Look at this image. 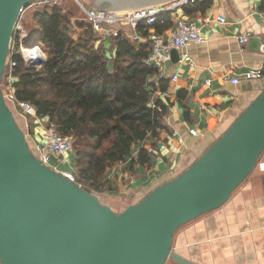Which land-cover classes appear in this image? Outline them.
<instances>
[{"label": "water", "instance_id": "95a60500", "mask_svg": "<svg viewBox=\"0 0 264 264\" xmlns=\"http://www.w3.org/2000/svg\"><path fill=\"white\" fill-rule=\"evenodd\" d=\"M34 1L0 0V86L14 25ZM88 1L128 12L174 0ZM252 43L264 50L263 38ZM263 153L264 89L187 169L115 212L41 164L0 88V264H195L172 250L174 234L220 208Z\"/></svg>", "mask_w": 264, "mask_h": 264}, {"label": "crops", "instance_id": "0c3cea01", "mask_svg": "<svg viewBox=\"0 0 264 264\" xmlns=\"http://www.w3.org/2000/svg\"><path fill=\"white\" fill-rule=\"evenodd\" d=\"M211 2L204 13L186 14L182 9L170 14L172 26L163 33L171 30L174 19L185 17L200 28L206 42L185 47L190 61H174L169 53L158 76L150 80L156 87L160 79L167 81L166 90L155 93L167 113L156 139L145 144L151 151L149 168L136 165L130 171L129 162L107 170L100 196L115 212L187 169L264 89L262 80L243 79L248 69H264L262 44H250L253 38L264 39V0ZM219 17L226 23H219ZM243 35L248 39L241 44L237 38ZM94 43L110 57L108 41ZM173 75H178L175 82ZM232 78L239 83L231 84ZM44 127L43 120L31 125L29 148L34 154ZM140 145L132 152L134 158ZM52 165L60 172L76 171L72 153L61 161L52 157ZM172 249L195 264H264V172L255 169L220 208L182 226L173 236Z\"/></svg>", "mask_w": 264, "mask_h": 264}, {"label": "trees", "instance_id": "16d2710c", "mask_svg": "<svg viewBox=\"0 0 264 264\" xmlns=\"http://www.w3.org/2000/svg\"><path fill=\"white\" fill-rule=\"evenodd\" d=\"M211 3L197 0L183 10L204 13ZM60 5L31 12L37 25L31 45H38L47 58L41 68H27L16 43L13 94L16 101L34 108L36 118H45L60 136L72 140L76 183L99 194L107 170L116 164L129 160L130 171L136 165L149 168L145 144L156 139L167 113L155 93L157 89L164 92L167 81L160 79L157 87L150 82L158 70L145 64L146 45L112 37L108 57L103 46L92 44L95 35L85 20L70 22ZM170 14L157 17L155 32L163 33L172 26ZM75 27L81 33L73 39ZM148 29L146 25L139 28L143 35ZM138 144L134 158L132 152Z\"/></svg>", "mask_w": 264, "mask_h": 264}, {"label": "built area", "instance_id": "2783aa9c", "mask_svg": "<svg viewBox=\"0 0 264 264\" xmlns=\"http://www.w3.org/2000/svg\"><path fill=\"white\" fill-rule=\"evenodd\" d=\"M74 1L84 15V20L87 23V26L97 38L96 40L108 41L112 37L122 36L137 44L143 42L144 45L148 47L149 51L145 64L156 68L158 71L161 64L168 60L171 50L178 52L180 61H190L188 55L183 51L185 47L191 44H202L206 42L204 36L201 34L200 28L194 22L185 17H177L174 19L173 27L166 33L158 34L153 30V26L160 14L181 11L184 7L194 4L197 0H174L166 5L145 7L128 12L98 11V9L93 7H87L84 1ZM62 2L63 0L34 1L21 9L10 40L9 54L6 64L8 72L6 76L9 79V88L11 89V94L9 96L10 100L17 107L19 113L35 120H43V123H45L43 141L41 145L38 146L35 155L42 165L60 173L70 182L76 183L75 173L60 172L57 167L52 165V157H57L61 161L66 154L72 153V140L60 136L47 120L44 121V119L36 118L34 108L27 102L16 101L12 90V68L15 66V63L12 61V56L15 53L16 43L19 55L27 68L39 69L46 62L45 52L40 47L32 46V48H27L24 46V42L28 37L27 30L23 27L25 16H30L31 12L38 8L46 6L54 7L60 5ZM217 21L221 24L226 23V20L222 17H219ZM142 25L149 27L144 38L141 37V31L139 30ZM237 39L239 43L243 44L247 41L248 35L240 36ZM35 51L39 55L31 57V52ZM190 64L192 65L191 62ZM177 78L178 75H173L171 81L175 82ZM243 79L246 81H264V69H248L243 73ZM229 81L233 85L239 83L238 78H232L229 79ZM189 134L193 137L196 136L195 130H189ZM125 163H129V160ZM255 169L264 172V156L258 160Z\"/></svg>", "mask_w": 264, "mask_h": 264}, {"label": "rangeland", "instance_id": "374dc122", "mask_svg": "<svg viewBox=\"0 0 264 264\" xmlns=\"http://www.w3.org/2000/svg\"><path fill=\"white\" fill-rule=\"evenodd\" d=\"M81 1H84L85 2V5L87 7H93V8H95L88 0H81ZM60 7H61V9H62V11H63L64 14H69V16H70L69 17L70 18V22H73L74 23L75 21H81V20L83 21L84 20V15L80 11V9L78 8L77 3L74 0H63V2L61 3ZM23 25H24L23 27L27 30V34H28V37L25 40L24 46L27 47V48H32L31 42L36 37V34H37V25L32 20L31 15L30 16L29 15H26L25 16V21H24ZM79 33H81L80 28H76L75 27L74 28V31H73V34H72L73 35L72 36L73 39H76ZM96 39L97 38L95 37V40ZM92 44H94L96 46V43H94L93 41H92ZM33 46L39 47L38 45H33ZM105 47H106V45H105ZM45 57L47 58L46 54H45ZM6 70L7 69L5 68L4 71H6ZM0 88H1V91H2V94H3V97H4V100H5L6 104H7V106L9 107V109L11 110V112L13 113V116L15 118V121H16L18 127L24 133L25 138H26V141L28 143V146H30V137H31V135H30V128H31V125L33 124V122L35 121V119H33L31 117H28V116L21 115L19 113L17 107L10 100V97L9 96L11 94V89L9 88V79L7 78L6 75L4 77V74H3V78H2V81H1ZM31 151H32V153L35 152L33 149H31ZM72 155H73V149H72ZM261 158H263V155L259 159H261ZM122 166L123 165H120L121 168H124ZM253 171H255V169ZM96 195L97 196L99 195V199H100L101 202L104 201V199H102V196H100V195H103L102 193H99V194H96ZM165 264H174V262H172L171 260H168Z\"/></svg>", "mask_w": 264, "mask_h": 264}, {"label": "bare ground", "instance_id": "6f19581e", "mask_svg": "<svg viewBox=\"0 0 264 264\" xmlns=\"http://www.w3.org/2000/svg\"><path fill=\"white\" fill-rule=\"evenodd\" d=\"M38 55L39 54H37L36 51L35 52H31V54H30L31 57H33V56L35 57V56H38Z\"/></svg>", "mask_w": 264, "mask_h": 264}]
</instances>
